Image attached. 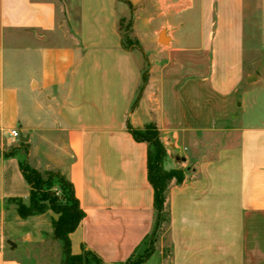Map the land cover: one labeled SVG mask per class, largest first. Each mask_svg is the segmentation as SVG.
<instances>
[{
    "label": "crops",
    "instance_id": "obj_1",
    "mask_svg": "<svg viewBox=\"0 0 264 264\" xmlns=\"http://www.w3.org/2000/svg\"><path fill=\"white\" fill-rule=\"evenodd\" d=\"M244 9V0H0V264H31L22 246L44 239L45 213L2 209L28 203L21 159L72 184L84 212L72 255L85 248L123 264L139 254L153 189L147 144L127 126L149 124L164 169L184 179L167 192L168 254L161 243L142 264H264V118L232 115L248 105V91L234 100L242 83L256 79L244 71ZM121 20L138 47L123 46ZM230 123L235 140L206 152Z\"/></svg>",
    "mask_w": 264,
    "mask_h": 264
},
{
    "label": "trees",
    "instance_id": "obj_2",
    "mask_svg": "<svg viewBox=\"0 0 264 264\" xmlns=\"http://www.w3.org/2000/svg\"><path fill=\"white\" fill-rule=\"evenodd\" d=\"M123 22L124 20L120 21L119 27L123 46L125 48L138 47L137 42L129 38L131 23L127 22L124 27L122 26ZM145 81L146 78L143 76V83ZM127 129L136 142L147 144V180L153 189L154 224L152 232H154L161 223L168 225V211L165 205L168 188L172 181L176 184L182 183L184 174L182 169H164L166 150L160 141L159 132L153 124L145 126L142 130L133 129L129 125ZM18 164L30 191L27 204L23 203L21 199L8 200L15 202L17 215L21 219L42 215L46 211H51L56 215V219L51 222L52 236L62 246L63 260L61 264H103L95 253L85 248H82L79 254L72 255L70 253L69 235L84 218V212L74 195L72 184L58 172H41L32 168L25 159H21ZM58 193L62 195L61 198L58 197ZM150 254L134 260L130 257L123 264H142Z\"/></svg>",
    "mask_w": 264,
    "mask_h": 264
},
{
    "label": "rangeland",
    "instance_id": "obj_3",
    "mask_svg": "<svg viewBox=\"0 0 264 264\" xmlns=\"http://www.w3.org/2000/svg\"><path fill=\"white\" fill-rule=\"evenodd\" d=\"M245 9H244V34H245V43L243 47V56H244V71L247 77L256 76V79L252 78L249 83H242V87L238 90V95L234 100H238L239 104L240 98L245 96L241 94L244 91L246 92V100L248 105L244 110L234 106L232 115L238 117V121L242 124L246 123H258L260 120H263V116L260 115V110L264 109V103L260 94L264 92V0H244ZM127 24L126 21L123 22L122 26L125 27ZM146 70L145 65L142 68ZM260 104L263 106L261 107ZM249 106V107H248ZM260 108V109H259ZM237 121V122H238ZM230 123L227 126H224L219 131L212 133L207 137L209 147L206 149L212 150V148L220 145H225L228 142L232 143L235 137L230 136L229 129L236 128L231 126ZM10 147L18 144V142L10 143ZM203 148V147H202ZM181 158L178 160L180 161ZM55 190V189H53ZM59 192V191H57ZM61 194L58 193V197L61 198ZM2 209H13L16 211L15 202L8 201L3 204ZM44 225L42 226L44 230L43 241L32 243L31 245L22 246L24 251V257L29 259L31 264H59L60 262V244L53 238L50 233H47V230L51 228V211L45 212ZM50 226V228H49ZM162 243L164 250L168 254V231L166 223H161L159 227L151 232L146 238L143 249L139 254L134 255L132 258L137 259L145 256L146 254L152 253L156 247L160 246Z\"/></svg>",
    "mask_w": 264,
    "mask_h": 264
},
{
    "label": "water",
    "instance_id": "obj_4",
    "mask_svg": "<svg viewBox=\"0 0 264 264\" xmlns=\"http://www.w3.org/2000/svg\"><path fill=\"white\" fill-rule=\"evenodd\" d=\"M158 42L160 43V44H167V38H166V36H165V31H162L161 33H160V35H159V39H158ZM249 81V80H248ZM24 141H26V140H24ZM180 161H185V159L184 158H181L180 159ZM8 244L12 247V248H14V244L13 243H11V242H8Z\"/></svg>",
    "mask_w": 264,
    "mask_h": 264
},
{
    "label": "built area",
    "instance_id": "obj_5",
    "mask_svg": "<svg viewBox=\"0 0 264 264\" xmlns=\"http://www.w3.org/2000/svg\"><path fill=\"white\" fill-rule=\"evenodd\" d=\"M9 136L12 138V139H18L19 138V133L16 131V130H11L9 132Z\"/></svg>",
    "mask_w": 264,
    "mask_h": 264
}]
</instances>
